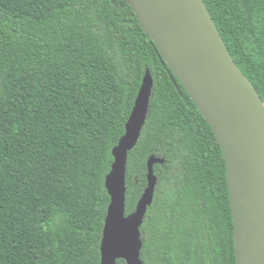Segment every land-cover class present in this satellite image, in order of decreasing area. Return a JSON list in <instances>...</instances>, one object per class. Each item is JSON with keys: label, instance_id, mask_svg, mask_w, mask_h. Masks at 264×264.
I'll return each instance as SVG.
<instances>
[{"label": "trees", "instance_id": "1", "mask_svg": "<svg viewBox=\"0 0 264 264\" xmlns=\"http://www.w3.org/2000/svg\"><path fill=\"white\" fill-rule=\"evenodd\" d=\"M264 102V0H203ZM125 214L156 177L143 264H235L226 163L127 0H0V264H100L105 178L143 77ZM116 264H126L118 260Z\"/></svg>", "mask_w": 264, "mask_h": 264}, {"label": "water", "instance_id": "2", "mask_svg": "<svg viewBox=\"0 0 264 264\" xmlns=\"http://www.w3.org/2000/svg\"><path fill=\"white\" fill-rule=\"evenodd\" d=\"M143 30L213 132L226 163L234 225L235 264H264V102L230 55L203 0H127ZM153 82L146 71L125 132L112 149L105 178L109 205L100 264H143L140 227L152 204L156 177L125 214L126 165L148 113Z\"/></svg>", "mask_w": 264, "mask_h": 264}]
</instances>
